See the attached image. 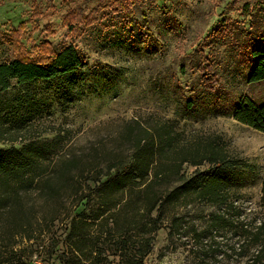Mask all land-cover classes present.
Returning <instances> with one entry per match:
<instances>
[{"label":"rangeland","instance_id":"obj_1","mask_svg":"<svg viewBox=\"0 0 264 264\" xmlns=\"http://www.w3.org/2000/svg\"><path fill=\"white\" fill-rule=\"evenodd\" d=\"M109 4L0 0V63L21 52L38 59L43 41L50 43V53L72 45L85 62L63 82L39 80L24 86L11 80L0 92V121L12 107L3 120L18 129L0 134V148L60 134L64 153L83 158L100 151L109 156L122 150L118 134L132 121L169 128L173 147L182 153L178 157L189 158L180 167L186 178L207 174L212 162L203 157L219 153L229 163L228 208L205 201L179 207L185 228L171 238L165 221L154 232L143 264H264V255L256 257L259 243H251L244 231L264 222V132L232 116L244 96L264 103V79L249 80L256 60L253 49L264 46V0H137L129 5V25L123 12ZM76 8L85 18L68 31L64 18ZM20 24L21 47L14 45L11 33ZM209 75L216 80H207ZM88 207L86 213L97 204L91 201ZM216 213L226 218L213 226L210 215ZM68 220L46 224L38 239L1 241L0 250L24 248L23 264H125L114 253L116 237L106 220L89 227L96 238L77 243L95 252L86 259L72 255L64 231ZM126 237L140 240L137 229Z\"/></svg>","mask_w":264,"mask_h":264},{"label":"trees","instance_id":"obj_2","mask_svg":"<svg viewBox=\"0 0 264 264\" xmlns=\"http://www.w3.org/2000/svg\"><path fill=\"white\" fill-rule=\"evenodd\" d=\"M108 1L114 10L123 12L129 25L132 15L129 5L137 0ZM84 18L76 8L66 14L63 24L68 31H73L75 23ZM22 30L20 24L11 31L14 45L20 47ZM40 45L43 51L38 59L21 52L12 60L0 63V92L10 87L13 79L24 86L39 80L63 82L80 71L85 63L72 45L56 53H50L48 41ZM252 54L256 60L249 80L259 81L264 79V46L254 47ZM209 76L207 80H216L215 76ZM209 87L213 88L214 82L209 83ZM11 108L1 117L0 134L18 129L17 124L3 120L11 115ZM232 116L264 132V103H255L244 96ZM123 130L118 134L122 150L111 151L109 156L100 151L83 158L82 154L64 153L60 134L52 140H29L19 147L0 148V242L12 240L18 244L22 239H38L46 224L49 226L65 217L69 219L64 228L68 249L72 255H83L86 259L95 250L77 243L85 244L96 238L89 227L97 220H106L111 223V236L116 237L114 253L125 258V264H143V258L151 251L154 232L165 221L169 224L171 238L183 227L184 214L179 207L205 201L218 206L225 203L224 207L228 208L230 192L226 189V170L229 163L219 153L203 157L212 162L207 174L197 173L186 178L180 173V167L189 158L187 155L178 157L182 153L173 147L174 135L169 128H146L132 121L124 125ZM192 164L200 163L192 161ZM179 180L178 185L172 184ZM260 191L264 195V177ZM91 201L97 208L86 213ZM225 218L220 213L210 215L213 226L225 222ZM132 229H137L139 241H127L128 231ZM244 231L253 239L251 243H259L260 253L256 257L260 258L264 255V222ZM135 247V253H131ZM14 248L12 246L8 253L0 250V264H23L24 248Z\"/></svg>","mask_w":264,"mask_h":264},{"label":"built area","instance_id":"obj_3","mask_svg":"<svg viewBox=\"0 0 264 264\" xmlns=\"http://www.w3.org/2000/svg\"><path fill=\"white\" fill-rule=\"evenodd\" d=\"M32 264H40V262H39V261H36V260H34V261L32 262Z\"/></svg>","mask_w":264,"mask_h":264}]
</instances>
